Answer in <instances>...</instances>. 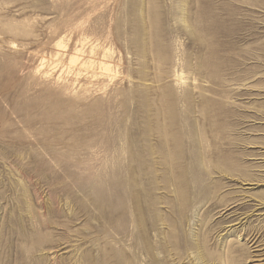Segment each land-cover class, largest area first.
<instances>
[{
    "label": "rangeland",
    "instance_id": "1",
    "mask_svg": "<svg viewBox=\"0 0 264 264\" xmlns=\"http://www.w3.org/2000/svg\"><path fill=\"white\" fill-rule=\"evenodd\" d=\"M253 238L264 0H0V264H255Z\"/></svg>",
    "mask_w": 264,
    "mask_h": 264
},
{
    "label": "bare ground",
    "instance_id": "2",
    "mask_svg": "<svg viewBox=\"0 0 264 264\" xmlns=\"http://www.w3.org/2000/svg\"><path fill=\"white\" fill-rule=\"evenodd\" d=\"M64 39V38H63ZM88 39V38H87ZM63 44V43H62ZM59 45H60V43H59ZM88 46V45H87ZM101 46V45H100ZM86 47V46H85ZM95 48V47H94ZM74 50V49H73ZM81 50V49H80ZM89 50V49H88ZM92 50V49H91ZM105 50H107V48L105 49ZM108 51V50H107ZM74 52V51H73ZM94 52H95V50H94ZM75 53H76V51H75ZM78 53V52H77ZM87 53H88V51H87ZM91 54V53H90ZM109 54V53H108ZM107 54V55H108ZM77 55V54H76ZM106 55V53L104 54V56ZM59 56V55H58ZM92 56V55H91ZM101 56H102V53H101ZM71 57V56H70ZM72 57H73V55H72ZM77 57V56H76ZM75 57V58H76ZM80 58V57H79ZM96 58V57H95ZM46 59V58H45ZM105 59V58H104ZM87 60V59H86ZM43 61V60H42ZM77 61H79V60H77ZM88 61H89V59H88ZM91 61V60H90ZM89 61V62H90ZM91 63V62H90ZM92 64V63H91ZM107 64V63H106ZM106 64H103L102 65V69L103 70H105V72L106 71H108L109 70V67H108V65H106ZM109 64V63H108ZM69 65H71V64H69ZM76 65V64H75ZM81 65V64H80ZM83 65V64H82ZM89 65V64H88ZM93 65H94V63H93ZM100 66V65H99ZM110 66V65H109ZM112 66V65H111ZM73 67H74V65H73ZM79 67V66H78ZM90 68H92V66L90 67ZM85 69V68H84ZM86 70V69H85ZM73 71H74V69H73ZM78 72V71H77ZM104 72V73H105ZM109 72V71H108ZM75 73H76V71H75ZM74 73V74H75ZM81 73V72H80ZM79 73V74H80ZM179 73H180V71H179ZM53 74V73H52ZM82 75V74H81ZM98 75V74H97ZM59 79V78H58ZM62 82H63V80H62ZM71 83V82H70ZM56 84V83H55ZM79 85V84H78ZM81 85V84H80ZM79 85V86H80ZM85 87V86H84ZM86 88V87H85ZM84 88V89H85ZM82 89V88H81ZM63 90V89H62ZM65 92V91H64ZM254 234V233H253ZM255 238V237H254ZM253 238V242H254V244L252 245V247H250V249L253 251V253H252V255H251V261L250 262H252V263H255V264H264V244H261L260 242H258V239L256 240V239H254ZM262 239V238H261ZM252 241H249V242H251L252 243ZM225 255H226V253H225ZM226 263H228V259H225V258H221V264H226Z\"/></svg>",
    "mask_w": 264,
    "mask_h": 264
}]
</instances>
